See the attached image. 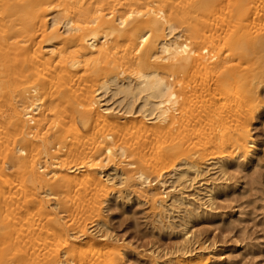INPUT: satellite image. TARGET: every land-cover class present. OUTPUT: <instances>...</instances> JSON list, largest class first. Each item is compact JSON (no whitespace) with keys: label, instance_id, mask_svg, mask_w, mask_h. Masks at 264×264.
<instances>
[{"label":"bare ground","instance_id":"bare-ground-1","mask_svg":"<svg viewBox=\"0 0 264 264\" xmlns=\"http://www.w3.org/2000/svg\"><path fill=\"white\" fill-rule=\"evenodd\" d=\"M263 86L264 0H0V264H124L100 224L117 187L160 220L212 210ZM181 237L143 256L215 258Z\"/></svg>","mask_w":264,"mask_h":264},{"label":"rangeland","instance_id":"rangeland-1","mask_svg":"<svg viewBox=\"0 0 264 264\" xmlns=\"http://www.w3.org/2000/svg\"><path fill=\"white\" fill-rule=\"evenodd\" d=\"M261 90V110L252 125L256 152L251 159L229 164L227 175L216 173L211 176L216 181L214 187L217 191L212 210L202 208L201 212L199 209L196 212V209H190L192 207L181 208V213L167 215L170 221L160 220L148 204L134 200L127 204L126 199L123 200L127 189L117 187L116 193L120 196L117 201L114 195L109 197L101 210L100 224L106 225L101 229L109 231L125 246L124 264H155L153 259L143 255L151 250L161 256L173 253L182 243L181 236L186 231L196 237V247L214 251L216 256L210 264H264V86ZM190 175L194 176L193 173ZM38 208L24 213L20 224L30 223L32 217L37 222L41 213ZM187 209L193 210L191 215L185 212ZM7 213L5 209L0 216ZM43 240H46L44 235Z\"/></svg>","mask_w":264,"mask_h":264}]
</instances>
